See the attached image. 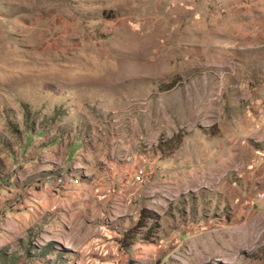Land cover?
Listing matches in <instances>:
<instances>
[{
  "label": "rangeland",
  "instance_id": "374dc122",
  "mask_svg": "<svg viewBox=\"0 0 264 264\" xmlns=\"http://www.w3.org/2000/svg\"><path fill=\"white\" fill-rule=\"evenodd\" d=\"M0 264H264V0H0Z\"/></svg>",
  "mask_w": 264,
  "mask_h": 264
},
{
  "label": "trees",
  "instance_id": "16d2710c",
  "mask_svg": "<svg viewBox=\"0 0 264 264\" xmlns=\"http://www.w3.org/2000/svg\"><path fill=\"white\" fill-rule=\"evenodd\" d=\"M157 215L148 208H141L137 219L132 227H129L123 234L121 241L122 247L130 249L133 246L143 247L144 250H149L154 246V241L150 240L153 233L155 217ZM148 241L143 243V241ZM146 258H151L149 254L144 253Z\"/></svg>",
  "mask_w": 264,
  "mask_h": 264
},
{
  "label": "built area",
  "instance_id": "2783aa9c",
  "mask_svg": "<svg viewBox=\"0 0 264 264\" xmlns=\"http://www.w3.org/2000/svg\"><path fill=\"white\" fill-rule=\"evenodd\" d=\"M58 180L60 181V178H58L56 181L58 182ZM55 180H53V181H48L47 183L45 182V183H43V184H53V183H55L56 182Z\"/></svg>",
  "mask_w": 264,
  "mask_h": 264
}]
</instances>
